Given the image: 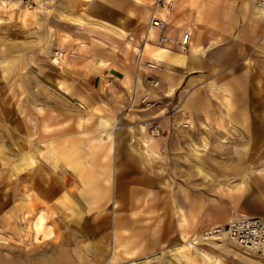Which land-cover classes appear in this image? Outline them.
I'll list each match as a JSON object with an SVG mask.
<instances>
[{
  "label": "rangeland",
  "instance_id": "obj_1",
  "mask_svg": "<svg viewBox=\"0 0 264 264\" xmlns=\"http://www.w3.org/2000/svg\"><path fill=\"white\" fill-rule=\"evenodd\" d=\"M107 1L32 14L0 3V264H50L51 254L73 264L74 253L77 264H119L93 257L118 245L139 254L123 264H264L233 240L189 241L236 216H264V42L254 39L241 67L215 70L198 98L155 76L163 62L152 70L158 85L141 87L147 18L129 16L130 0ZM248 65L257 91L243 124L240 100L228 92L231 108L218 87ZM190 98L201 104L188 112ZM182 215L199 233L179 237Z\"/></svg>",
  "mask_w": 264,
  "mask_h": 264
},
{
  "label": "crops",
  "instance_id": "obj_2",
  "mask_svg": "<svg viewBox=\"0 0 264 264\" xmlns=\"http://www.w3.org/2000/svg\"><path fill=\"white\" fill-rule=\"evenodd\" d=\"M66 1L73 0H48L47 7L50 5L54 7L53 5L58 3H67ZM130 1L129 8L117 5V10L126 11L128 8L130 17L147 18L145 33L142 34L145 37V45H147L145 55L151 60L164 63V68L161 71H155L154 74L157 77L161 76L164 85L170 91H178L182 86L181 90L187 93L192 88L198 98L201 93L212 90L211 78L215 75L213 74L215 70L242 65L243 62H239L244 59L245 61L247 60L246 55L254 39L261 38L262 42H264V21L261 20L257 11L247 0H176V7L170 15L166 29L170 39L163 47H159L156 45L159 32L155 28H150L147 31L149 17L147 0ZM103 2L107 3L108 1L103 0ZM122 2L119 1V3ZM22 12L23 10H21ZM94 21L105 26L106 22H109L100 19ZM118 23L113 24L125 27L124 24L120 23L119 25ZM127 25L129 26L130 24L127 23ZM185 30H189L191 33L190 43L185 49H181L178 41ZM147 38L149 39L148 42ZM103 61L107 62V65L102 66L101 70L108 69L112 62L105 59ZM248 67L249 65L246 67L242 66V72L238 77L225 80L218 87L219 92L225 94V98L231 104L229 105L231 108L233 104L232 99L227 96L228 92H231L232 96L240 100L239 111L243 124L248 120L247 107L251 91H257L255 84L251 85L250 83V70ZM197 98H190L185 102L184 107L188 112H191L193 106L201 104ZM180 220L183 222L180 225V238L182 237V231L186 235L199 233L198 230L192 231L190 226L186 224L187 219L185 216L182 215ZM117 225H119L118 222ZM138 255L137 249H133L132 246L127 249V247L118 245L114 247L113 253L111 251L100 254L95 252L93 257H95L96 261L98 259H114L119 264H123L131 261V259H136ZM144 255L146 256L148 253H144L142 256ZM72 258L73 264H77L78 255L74 253ZM56 262L54 255L51 254L50 264H55Z\"/></svg>",
  "mask_w": 264,
  "mask_h": 264
},
{
  "label": "built area",
  "instance_id": "obj_3",
  "mask_svg": "<svg viewBox=\"0 0 264 264\" xmlns=\"http://www.w3.org/2000/svg\"><path fill=\"white\" fill-rule=\"evenodd\" d=\"M5 2L15 1L23 5H28L35 8H42L46 5L47 0H3ZM257 6L264 8V0H251ZM148 2V21L147 31L150 28H155L158 34V44H166L170 37L166 33L167 26L171 12L174 9V0H147ZM190 31L185 30L178 41L180 47H185L190 43ZM144 38L142 36V46H144ZM142 50L137 52V67L140 68L141 64L145 65L147 72L145 75L138 76L140 81H146L149 85H158V79L153 75L152 70L157 67L156 60H149L142 58ZM54 56L59 57L58 49L55 50ZM56 62V61H54ZM58 63V62H56ZM137 77V78H138ZM148 93L143 98L146 99ZM159 127L153 129L154 134L159 133ZM208 235L216 237V240H233L241 245H249L257 251L264 253V218L254 214H242L236 216L225 223L215 225L208 232ZM146 264H159L157 260L150 259Z\"/></svg>",
  "mask_w": 264,
  "mask_h": 264
},
{
  "label": "bare ground",
  "instance_id": "obj_4",
  "mask_svg": "<svg viewBox=\"0 0 264 264\" xmlns=\"http://www.w3.org/2000/svg\"><path fill=\"white\" fill-rule=\"evenodd\" d=\"M0 3L1 4H4V5H7L8 7H17V6H21V7H23V8H26V10H27V12H30L31 14H32V12H35L34 11V9H37V8H35V7H31V6H28V5H23V4H20V3H18V2H15V1H11V2H5V1H3V0H0ZM46 3H48V0H47V2ZM47 5V4H46ZM46 5H44L42 8H39L40 10L41 9H44L45 7H46ZM34 8V9H33ZM25 10V11H26ZM29 13V14H30ZM145 33V32H144ZM149 41V39L147 38V42ZM156 45H158L159 47H163L164 45H162V44H158L157 42H156ZM186 48V46L185 47H181V49H185ZM146 49H147V45H145V42H144V46L142 47V48H140L139 50L141 51L142 50V53H144L145 54V51H146ZM58 51H59V57L58 56H52V59L54 60V61H56V62H60V60H63L64 58H65V56H66V53L62 50V49H58ZM67 58V57H66ZM157 61V60H156ZM158 62V61H157ZM159 63V62H158ZM137 81H138V83L140 84L139 86H141L142 87V82L140 81V78L138 77L137 78ZM153 133V132H152ZM262 217V216H261ZM262 218H264V217H262ZM213 228V227H212ZM211 228H208V229H206V230H204L200 235H197V236H194V237H192V239H189V241L190 242H194V243H198V242H200V241H204V240H208V239H210V240H213V241H215V242H217L218 244H221L222 242L221 241H219V240H216L215 238L216 237H214V236H211V235H208V232H209V230H210ZM182 236H184V235H182ZM239 244V243H238ZM246 246H249V245H246ZM249 247H251L252 249H254L255 251H257L255 248H253L252 246H249ZM260 253H262V252H260ZM262 254H264V253H262ZM211 258V257H210ZM222 259L223 258H221V259H216L215 258V260L214 261H212V264H222ZM211 260V259H210ZM209 264H210V262H209Z\"/></svg>",
  "mask_w": 264,
  "mask_h": 264
}]
</instances>
